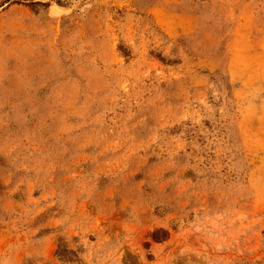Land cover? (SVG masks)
I'll return each instance as SVG.
<instances>
[{
  "label": "rangeland",
  "instance_id": "obj_1",
  "mask_svg": "<svg viewBox=\"0 0 264 264\" xmlns=\"http://www.w3.org/2000/svg\"><path fill=\"white\" fill-rule=\"evenodd\" d=\"M0 264H264V0H0Z\"/></svg>",
  "mask_w": 264,
  "mask_h": 264
}]
</instances>
